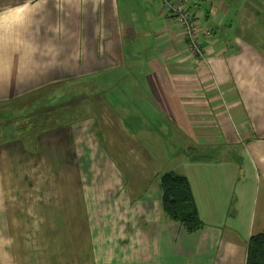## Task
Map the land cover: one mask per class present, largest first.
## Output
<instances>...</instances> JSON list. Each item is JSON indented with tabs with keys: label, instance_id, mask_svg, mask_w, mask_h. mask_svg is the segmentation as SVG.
<instances>
[{
	"label": "crops",
	"instance_id": "obj_1",
	"mask_svg": "<svg viewBox=\"0 0 264 264\" xmlns=\"http://www.w3.org/2000/svg\"><path fill=\"white\" fill-rule=\"evenodd\" d=\"M254 1L190 0L196 65L157 0H0V106L36 105L44 125L0 132V264L247 263L264 232ZM66 97L88 115L64 121ZM166 173L188 178L202 228L165 212Z\"/></svg>",
	"mask_w": 264,
	"mask_h": 264
},
{
	"label": "trees",
	"instance_id": "obj_2",
	"mask_svg": "<svg viewBox=\"0 0 264 264\" xmlns=\"http://www.w3.org/2000/svg\"><path fill=\"white\" fill-rule=\"evenodd\" d=\"M161 188L164 210L172 220L180 222L189 232L203 227L190 182L185 175L164 174L161 177ZM246 264H264V232L249 239Z\"/></svg>",
	"mask_w": 264,
	"mask_h": 264
},
{
	"label": "rangeland",
	"instance_id": "obj_3",
	"mask_svg": "<svg viewBox=\"0 0 264 264\" xmlns=\"http://www.w3.org/2000/svg\"><path fill=\"white\" fill-rule=\"evenodd\" d=\"M254 2H255L254 4L257 6V8H255V11L258 14V21L260 23L259 24L260 28L256 27L254 30V32L255 31L259 32V33L255 34L256 40H258L260 38L264 39V0H255ZM57 90L61 94L67 95V93L71 94L75 89H74V87H65V85H63L61 88H59ZM68 100L69 99H67V97L59 99L60 102H64V104L59 105V109L61 112L60 115L62 116L64 121H70V120H74L76 118L78 119L80 117V115H82V116L88 115L87 109L77 112L75 109L68 108L71 106L69 104L71 101L68 102ZM25 104L26 103H9L7 105L0 106V132H2V129L7 134H10L11 132H16L17 128L13 129L11 126V125H13V123H15L14 125H17L19 128V130H17L19 137H20V135H25L28 137L29 136L30 137H36L37 136V134L39 133V131H37V130L41 129L44 126L42 124L43 121L41 122V120L43 118V115H42L43 112L41 110H38V109H33L32 107H36V105H32V107H28L26 109V110H29L28 114L27 113L24 114L20 110L24 107ZM3 109H6L9 112L3 111ZM11 110H14V113H10ZM71 111H73V112L70 113ZM113 115L117 116L116 114H113ZM38 120H39V123H37ZM48 121H50L49 118H48L47 122ZM53 123L54 122H52L51 125ZM35 141H36V139H35ZM105 141H107L106 138L104 139V142ZM0 143H1V140H0ZM170 149L173 150V147H170ZM20 168L25 169V163L22 164V162H21ZM19 189H21V188L16 187V189H15V190H17L18 196H20V190Z\"/></svg>",
	"mask_w": 264,
	"mask_h": 264
},
{
	"label": "built area",
	"instance_id": "obj_4",
	"mask_svg": "<svg viewBox=\"0 0 264 264\" xmlns=\"http://www.w3.org/2000/svg\"><path fill=\"white\" fill-rule=\"evenodd\" d=\"M163 9L172 14L185 36L187 49L196 65L206 60L207 52L204 45L203 35L200 31V21L190 7V0H157ZM207 30L204 35H211Z\"/></svg>",
	"mask_w": 264,
	"mask_h": 264
}]
</instances>
